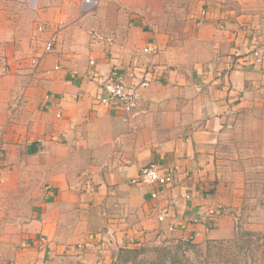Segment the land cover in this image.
Returning <instances> with one entry per match:
<instances>
[{"label": "crops", "instance_id": "1", "mask_svg": "<svg viewBox=\"0 0 264 264\" xmlns=\"http://www.w3.org/2000/svg\"><path fill=\"white\" fill-rule=\"evenodd\" d=\"M145 10L143 0H0V195L20 189L38 206L22 264H109L121 248L161 237L226 238L233 217L206 216L221 205L242 209L245 229L262 226L242 205L244 172L264 164V61L254 56L264 0H212L178 33L150 26ZM147 70L154 77L130 115L101 103L88 77L116 73L130 84ZM230 137L240 149L226 145ZM152 162L180 171L164 194L177 202L164 222L155 187L131 183Z\"/></svg>", "mask_w": 264, "mask_h": 264}, {"label": "rangeland", "instance_id": "2", "mask_svg": "<svg viewBox=\"0 0 264 264\" xmlns=\"http://www.w3.org/2000/svg\"><path fill=\"white\" fill-rule=\"evenodd\" d=\"M211 1L143 0L145 6H149V10L139 13L142 16L144 14L148 16L150 26H156L159 31L173 30L178 33L182 27L184 28V22L196 21ZM225 141L228 147L241 148L240 138L230 137ZM251 166L252 170L244 172L250 185L246 188L249 195L246 196L247 201L244 200L242 208L246 210L248 216L252 217L253 223L257 222L262 226L245 229L242 209L221 205V207H227L241 214L242 223L232 236L208 240L204 243L175 241L161 237L155 243L121 248L116 259L113 258L114 260L112 259L109 264H264V221L260 222L259 216L254 214L260 209L264 217V169H257L258 167L264 168V164L255 163ZM1 194L0 264H22V252L29 247V242L34 240L29 224L35 219L38 206H35L36 201L28 192L20 189L16 192ZM42 236L44 235H39L38 239ZM48 249L49 254H52L51 248ZM100 263L103 262L100 261Z\"/></svg>", "mask_w": 264, "mask_h": 264}, {"label": "built area", "instance_id": "3", "mask_svg": "<svg viewBox=\"0 0 264 264\" xmlns=\"http://www.w3.org/2000/svg\"><path fill=\"white\" fill-rule=\"evenodd\" d=\"M40 31H44L45 28L43 25L38 27ZM91 37L94 41L98 39H102V35L96 31V29L91 30ZM110 43H112L109 38ZM54 47V41L49 39L45 42V46L43 47L45 52H49ZM264 48V42L262 46L259 47L258 50L254 52V56L256 59V63L263 64V58L261 56V50ZM93 62V61H92ZM131 83L128 84L124 80L117 77L116 73L111 74L108 77H101L99 75H93V79L98 81L99 86L104 89L106 94L99 96V100L107 105L112 106L118 112L123 114H134L137 110L140 100V90L146 88L152 82V71L147 70L144 76L138 77L136 74H130ZM154 77V76H153ZM180 173L179 168L176 166L174 168L165 169L158 163H151L145 167H143L136 177L132 178L131 183L133 184H144V185H153L155 188L151 191V199L158 201L163 200L162 204L155 205L156 217L160 222H164L169 217L172 208L177 205V202H172L169 199H163L165 192L173 186L177 175ZM187 179H191L192 176L190 173L185 174ZM91 181L87 183V189L91 190ZM91 188V189H90ZM182 197L185 201H190L192 195L187 192L182 194ZM233 211V213H232ZM206 216H208L211 220H218L219 218H224L226 216H231L236 222V227L241 225L242 219L240 212L235 210H230L227 207H218V208H210L206 212ZM202 216H196L192 221L194 223H207L202 220ZM208 224V223H207ZM210 227V226H208ZM171 229L174 227L171 226ZM37 246L40 250L44 251L46 256H51L49 248V242L45 236L37 239ZM30 244V242H29Z\"/></svg>", "mask_w": 264, "mask_h": 264}, {"label": "bare ground", "instance_id": "4", "mask_svg": "<svg viewBox=\"0 0 264 264\" xmlns=\"http://www.w3.org/2000/svg\"><path fill=\"white\" fill-rule=\"evenodd\" d=\"M41 26V25H40ZM44 26V25H43ZM44 50V49H43ZM143 51L145 52V53H150V52H156L155 51V49H153V48H149V47H145L144 49H143ZM34 62H37L38 63V60L37 59H34L33 60ZM93 75H95V74H93ZM93 75H91V76H93ZM88 77H90V75H88ZM91 79H93L92 77H90ZM95 80V79H94ZM97 81V80H96ZM98 82V81H97ZM100 87V86H99ZM104 94H106V92L104 91V89H102V92H101V95H104ZM101 95H99V96H101ZM101 102V101H100ZM102 103V102H101ZM152 163H156V162H152Z\"/></svg>", "mask_w": 264, "mask_h": 264}]
</instances>
